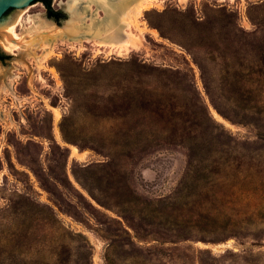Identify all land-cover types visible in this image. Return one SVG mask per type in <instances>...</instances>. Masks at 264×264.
<instances>
[{"label":"rangeland","instance_id":"1","mask_svg":"<svg viewBox=\"0 0 264 264\" xmlns=\"http://www.w3.org/2000/svg\"><path fill=\"white\" fill-rule=\"evenodd\" d=\"M67 2L51 0L59 21L41 2L0 19L19 24L18 51L0 61V264H264V0H150L130 24L134 45L53 38L38 65ZM76 10L80 31L105 33L101 7ZM216 139L230 150L208 154ZM194 154L253 174L218 201L189 190L191 206L224 215L212 226L172 224V208L189 214L172 197ZM31 203L52 210L64 241L28 219L13 254L3 219Z\"/></svg>","mask_w":264,"mask_h":264},{"label":"trees","instance_id":"2","mask_svg":"<svg viewBox=\"0 0 264 264\" xmlns=\"http://www.w3.org/2000/svg\"><path fill=\"white\" fill-rule=\"evenodd\" d=\"M36 1H43L46 2L45 6L47 7V15L50 18H58L59 12H54L50 9V3L51 0H36ZM1 58H4L3 56H0ZM264 65V60L263 62ZM212 132V131H211ZM65 139V138H64ZM216 147H219L215 150H208V154H211L212 152H215L216 155L219 154V152H225L227 149L230 150V145L226 144L224 142H221L220 140L216 139L215 143ZM204 160H202L203 162ZM200 159L198 158L197 154H194V156L190 157L189 162V168L186 172V175L183 180V184L180 186V189L174 194L172 198L177 199V201H180L182 198H186L185 202L182 203L183 208L181 210H188V216H181L177 211H180V208L178 206L172 208L168 203H165L162 205V208L158 210V212H165L170 207L171 211H175V219H173L172 224L178 225L182 222L189 223L191 225H215L216 223H220L222 219H224V215H220L217 212H210L207 210V208L204 205L201 206H191L189 197L193 196L191 195V192L189 190L198 189L201 193V196H203V201H218V199L221 196V191H219V188L223 186L226 183H231L234 181H247L253 178V174L250 172L251 169L245 164L238 163L239 165H236L234 167L233 161H230L229 159H225L220 165H218L216 168L207 169L206 166L199 165ZM189 191L187 195L183 196V191ZM236 187H232V193L234 194L237 192ZM195 191V190H194ZM194 205V204H193ZM29 208V209H28ZM149 209V206L147 205L146 210ZM22 210V211H21ZM17 211H13L12 218L10 219H3L5 221V224H10L9 229L12 230L11 238L10 239V247L12 249L13 254L18 252L23 253L25 251L24 246L26 245L23 241L25 237H27V233L30 229V224L27 223V220H36L37 222H42L43 226H45V230H48L50 232V238L54 242H62L64 241V236H59L56 229L64 230V227L59 223L57 217L52 212L51 209L48 207L40 206V205H34V204H25L22 206V209ZM150 211V210H149ZM148 211V212H149ZM154 211V210H152ZM150 211V212H152ZM162 213L160 214V219H163ZM44 214L46 216H44ZM19 218V219H17ZM169 218V217H167ZM13 221L17 223V226H13ZM165 221V220H164ZM12 222V224H11ZM227 222V221H226ZM164 225V224H163ZM3 231V230H2ZM77 236H81L80 234H77ZM13 238H16V240H13ZM9 242V241H8ZM12 242V243H11ZM23 249V250H22Z\"/></svg>","mask_w":264,"mask_h":264},{"label":"bare ground","instance_id":"3","mask_svg":"<svg viewBox=\"0 0 264 264\" xmlns=\"http://www.w3.org/2000/svg\"><path fill=\"white\" fill-rule=\"evenodd\" d=\"M28 0H14V6L16 8H22L23 6L27 5ZM95 3L99 7H101L105 13L104 18L102 19L100 28H105L104 34L100 33H89L87 30L80 31L81 27L77 25L75 22L80 21L76 16L77 8L81 4H88V3ZM150 0H70L65 5L69 13V20L65 21L64 27L61 30L59 27H53L55 35L51 36L49 39L45 38L43 41V54L37 59V64L39 65L40 62H45L50 55L53 53L52 45L49 44L51 39H59L63 41L67 40H82L83 38L89 39L93 38L94 42L101 46H107L111 48H122L125 49L129 46L134 45L132 34L129 31L130 24L132 22L137 21V18L141 15L142 10L150 7ZM40 18V15H38ZM37 18V17H36ZM37 18V19H39ZM32 21L34 28L28 27L25 32L34 31L36 27V21ZM44 24L49 25V23L45 22ZM18 19L16 18L12 23L9 25H5L3 27L0 26V45L3 48H6L8 52L18 51L17 45L14 44L18 43L16 41L19 38V35L16 33V28L18 27ZM31 30H28L30 29ZM73 29V30H72ZM153 33L156 31L152 30ZM5 45V46H4ZM51 72L55 75V71L51 69ZM12 76V75H11ZM13 77H11V82ZM56 117L59 116L58 112H55ZM73 153L76 154L75 150Z\"/></svg>","mask_w":264,"mask_h":264},{"label":"water","instance_id":"4","mask_svg":"<svg viewBox=\"0 0 264 264\" xmlns=\"http://www.w3.org/2000/svg\"><path fill=\"white\" fill-rule=\"evenodd\" d=\"M36 0H28L27 6L35 3ZM14 0H0V19L11 8H14ZM16 8V7H15ZM68 15V13H67Z\"/></svg>","mask_w":264,"mask_h":264},{"label":"flooded vegetation","instance_id":"5","mask_svg":"<svg viewBox=\"0 0 264 264\" xmlns=\"http://www.w3.org/2000/svg\"><path fill=\"white\" fill-rule=\"evenodd\" d=\"M37 2H38V1H36L35 3H37ZM39 2H41V3L43 4V6L45 7V9H46V11H47V7L45 6V3H46V2H43V1H39ZM33 4H34V3H33ZM33 4H31V5H33ZM31 5H30V6H31ZM49 7H50V9L53 10L54 12L57 11V10H54V9L52 8L51 3H50V6H49ZM57 12H59L60 15L62 14V12L59 11V10H58ZM60 15H59V17H60ZM59 17H58V18H56V17L54 18V17H53V19L56 20V21H59ZM3 49H4L3 52L0 51V56H9V54H8V52H7L8 50H7L6 48H3ZM3 60H4V58H1V57H0V61H3Z\"/></svg>","mask_w":264,"mask_h":264}]
</instances>
